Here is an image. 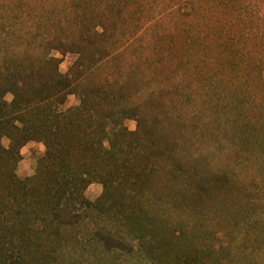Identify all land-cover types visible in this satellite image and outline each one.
<instances>
[{"label": "trees", "instance_id": "obj_1", "mask_svg": "<svg viewBox=\"0 0 264 264\" xmlns=\"http://www.w3.org/2000/svg\"><path fill=\"white\" fill-rule=\"evenodd\" d=\"M260 20L243 0H0V264H120L129 243L264 264Z\"/></svg>", "mask_w": 264, "mask_h": 264}, {"label": "rangeland", "instance_id": "obj_2", "mask_svg": "<svg viewBox=\"0 0 264 264\" xmlns=\"http://www.w3.org/2000/svg\"><path fill=\"white\" fill-rule=\"evenodd\" d=\"M243 2H245L248 5H251V7L253 8V16H259V18L261 19L260 26L261 28L264 29V0H243ZM55 54L63 58L61 64V70L62 72H66L73 60V56L71 54L62 56L57 52ZM7 98L12 99V95L9 94ZM78 102L79 101L75 95H70L68 97L65 108L74 106L78 104ZM125 124L131 130L136 129V121L132 119L126 120ZM3 143L6 146H8L10 141L8 138H4ZM44 151H45L44 144L39 142L28 143L22 149L23 159L19 163L17 174L20 177H27L33 175L36 170L37 161L43 155ZM103 191H104L103 184L99 182H94L88 187L86 194L90 199L95 200L103 193ZM90 225L94 227V223H90ZM115 245H119V243H115ZM126 249L127 252L125 254L122 253V255L120 256V261H119L120 264H149L140 254V252L138 251L135 245L132 246L130 243L126 244ZM90 251L92 253V257L94 258V253H95L94 250L90 248Z\"/></svg>", "mask_w": 264, "mask_h": 264}]
</instances>
